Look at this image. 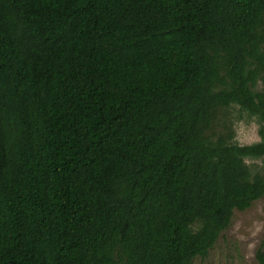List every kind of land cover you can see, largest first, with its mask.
Instances as JSON below:
<instances>
[{
	"label": "trees",
	"instance_id": "1",
	"mask_svg": "<svg viewBox=\"0 0 264 264\" xmlns=\"http://www.w3.org/2000/svg\"><path fill=\"white\" fill-rule=\"evenodd\" d=\"M263 158L264 0H0V264H192Z\"/></svg>",
	"mask_w": 264,
	"mask_h": 264
},
{
	"label": "rangeland",
	"instance_id": "2",
	"mask_svg": "<svg viewBox=\"0 0 264 264\" xmlns=\"http://www.w3.org/2000/svg\"><path fill=\"white\" fill-rule=\"evenodd\" d=\"M233 120L236 141L250 145L261 141V123L256 117L236 109ZM254 171H264V158L246 161ZM264 240V198L244 211H235L230 228L221 234L206 258H196L192 264H258L256 253Z\"/></svg>",
	"mask_w": 264,
	"mask_h": 264
}]
</instances>
